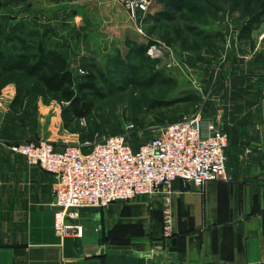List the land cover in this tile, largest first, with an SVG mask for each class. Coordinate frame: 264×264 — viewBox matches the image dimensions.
<instances>
[{"label":"crops","instance_id":"crops-1","mask_svg":"<svg viewBox=\"0 0 264 264\" xmlns=\"http://www.w3.org/2000/svg\"><path fill=\"white\" fill-rule=\"evenodd\" d=\"M44 7L91 18L126 11L122 0H0V18L14 25L26 18L37 22ZM253 40L255 48L237 35L228 41L229 55L244 72L228 82L224 122L216 104L205 115L228 133L227 179L201 191L172 184L171 245L163 237L161 195L115 202L99 212L82 209L83 238L62 239L54 229V175L8 144L46 139L60 150L85 146L64 128L56 101L31 97L22 111H12L16 91L8 85L0 94V264H264V24Z\"/></svg>","mask_w":264,"mask_h":264},{"label":"trees","instance_id":"trees-1","mask_svg":"<svg viewBox=\"0 0 264 264\" xmlns=\"http://www.w3.org/2000/svg\"><path fill=\"white\" fill-rule=\"evenodd\" d=\"M163 5L156 12H148L143 23L147 26L148 44L139 45L127 40L128 52L110 58L105 68L83 65L84 71H93L110 93L124 92L128 87L143 91L165 89L172 81L155 72L148 50L159 44L178 45L184 52L206 50L220 56L228 43L227 34L221 30L200 28L207 18L221 22L237 15L240 21L237 40L253 41V34L264 24V0H158ZM0 18V94L10 84L15 86V97L10 104L14 112L22 111L31 97H42L46 103L56 101L61 106V116L66 130L80 136L84 152L98 138L102 118L79 94V89L92 87L77 82L68 57L55 43L47 40L36 21L21 19L7 26ZM9 31V32H8ZM150 65L151 69L146 72ZM191 107L201 105L197 94H188L174 101H153L148 108L153 111L154 124H163L168 109L175 104ZM210 106V114L214 107ZM136 106L134 107V110ZM158 110V111H156ZM137 111V110H136ZM135 111H133L134 113ZM134 126H142L137 115L132 114Z\"/></svg>","mask_w":264,"mask_h":264},{"label":"built area","instance_id":"built-area-1","mask_svg":"<svg viewBox=\"0 0 264 264\" xmlns=\"http://www.w3.org/2000/svg\"><path fill=\"white\" fill-rule=\"evenodd\" d=\"M150 1L122 0L132 16L147 14ZM228 145V133L205 116L203 106L159 126L154 137L138 146L124 134L97 138L87 152L81 144H67L60 150L46 139L8 144L30 165L54 175V229L62 239L83 238L82 209L161 195L165 241L175 235L172 184L181 181L201 191L211 182L226 180Z\"/></svg>","mask_w":264,"mask_h":264},{"label":"rangeland","instance_id":"rangeland-1","mask_svg":"<svg viewBox=\"0 0 264 264\" xmlns=\"http://www.w3.org/2000/svg\"><path fill=\"white\" fill-rule=\"evenodd\" d=\"M148 12L154 13L163 5L158 0H151ZM50 5H45L46 8ZM66 6V5H63ZM45 7L36 18L37 25L47 33V40L55 43L69 59L70 68L76 75L77 82L90 84L92 87L79 89L84 100L89 102L95 112L102 118L98 138L110 135L124 134L134 146H138L155 136L159 126L179 120L184 116L194 114L203 106V112L208 116L210 106L205 109L204 103L216 104L220 122L223 119L224 94L228 89L229 80H235L244 72V65L238 63L230 48L224 47L220 56H212L206 50L200 52H184L178 45L168 47L165 44L154 45L147 52L155 63V72L161 77L172 81L165 89L143 91L128 87L124 92L110 94L93 71H84L83 65H96L105 68L110 58L118 53L128 52L127 40L139 45L148 44L147 26L143 19L147 14L136 13L132 16L127 10L118 11L116 15L76 17L55 12H46ZM126 9V8H125ZM53 13V14H52ZM61 13V11H60ZM68 13V12H67ZM77 13V12H76ZM5 21L11 27L13 22ZM240 21L237 15L218 22L207 18L200 28L206 30H223L228 41H235ZM260 37V36H259ZM257 41H260V38ZM229 43V42H228ZM255 48V41L249 42ZM199 64V67L196 66ZM146 72H149V68ZM199 73L196 75L195 68ZM207 73V74H206ZM188 94H197L202 103L198 108L187 104H175L168 109L167 119L163 124H154L153 111L148 104L153 101H174ZM136 106V110L134 107ZM133 111H135L133 113ZM158 111V110H156ZM137 115L142 126H134L131 121ZM133 124V127L132 125ZM162 202L163 197H162Z\"/></svg>","mask_w":264,"mask_h":264},{"label":"water","instance_id":"water-1","mask_svg":"<svg viewBox=\"0 0 264 264\" xmlns=\"http://www.w3.org/2000/svg\"><path fill=\"white\" fill-rule=\"evenodd\" d=\"M101 209L102 208H92L91 210H93V211H96V212H99V211H101ZM174 240H169L168 242H167V244L168 245H171V244H174ZM171 250H174V248H171Z\"/></svg>","mask_w":264,"mask_h":264}]
</instances>
